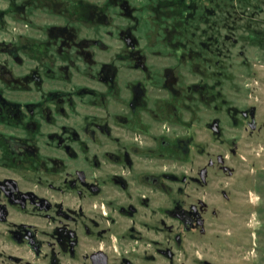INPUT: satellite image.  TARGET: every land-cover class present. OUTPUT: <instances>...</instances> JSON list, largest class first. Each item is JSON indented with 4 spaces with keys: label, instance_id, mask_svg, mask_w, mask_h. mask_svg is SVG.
Segmentation results:
<instances>
[{
    "label": "flooded vegetation",
    "instance_id": "obj_1",
    "mask_svg": "<svg viewBox=\"0 0 264 264\" xmlns=\"http://www.w3.org/2000/svg\"><path fill=\"white\" fill-rule=\"evenodd\" d=\"M8 1L0 15L36 8ZM237 1L63 0V21L37 24L36 40H0L9 55L38 59L23 72L0 62V264H221L205 240L221 200L234 205L219 182L235 174L239 141L223 137L218 107L204 125L187 117L204 86L182 76H203L202 58L218 66L223 46L248 45L236 38L248 13ZM84 3L102 15L97 37L76 26L88 22L78 19ZM261 20L250 44L264 46ZM231 107L244 131L259 129L255 105Z\"/></svg>",
    "mask_w": 264,
    "mask_h": 264
},
{
    "label": "rangeland",
    "instance_id": "obj_2",
    "mask_svg": "<svg viewBox=\"0 0 264 264\" xmlns=\"http://www.w3.org/2000/svg\"><path fill=\"white\" fill-rule=\"evenodd\" d=\"M237 3L240 9L244 8L248 13L245 17H240L242 20L238 23L236 38L243 39L248 45L223 46L220 54L222 61L218 66L212 60L199 59L203 76L188 71L189 75H183L182 81L187 85L195 81L193 79L196 77L204 86L201 93L189 97L187 117L192 118L193 114H196L200 119L202 115L204 125L208 118L216 113L215 107H218L224 128L223 137L229 142L233 139L238 140L240 146L237 156L230 155L228 159V163L235 168V174L233 177L221 175L219 182L220 186L232 189L234 205L231 206L221 200L222 215L218 222L213 221L205 240V247L210 248L208 255L221 264H264V46L260 44L261 42L253 44L247 42V34L254 35L262 29L264 0H238ZM8 4V0H0V10H6ZM64 6L63 0H35L36 8L29 16L18 13L0 15V40H7L5 43L7 44L11 39L18 46L21 38L32 37L36 40L41 33V29H37V24L42 25L47 21L62 22ZM76 6L78 19L88 21L76 23L80 34L97 37L96 34L101 32H96L92 23L100 22L102 15L89 16L88 5L85 3ZM138 15L142 16V12H138ZM115 20H118V16ZM228 32L227 30L226 33ZM142 35L143 32L137 36L142 38ZM3 46L5 45L0 46V62H6L5 64L13 71H29L38 64V59H34L35 51L30 53L18 51V57L15 58L9 55ZM33 46L35 49V45ZM164 54L170 55L171 52L165 49ZM205 54L210 55L208 52ZM169 60L177 71H186L181 63L173 58ZM224 60L230 62L231 66L233 64L232 67L235 68L236 73L231 77L223 75V72L231 69H227L228 65ZM218 90L220 94L216 93ZM251 104L258 108L259 119V129L253 134L244 131L245 124L238 114L236 115L240 121L233 120V109L230 112L227 110L231 106L246 107ZM204 136L206 153L207 151L212 153L217 145L212 139H207L205 128ZM218 147L221 152L226 150V144L221 143ZM208 157L209 155L204 154V163ZM212 190L208 189L211 192Z\"/></svg>",
    "mask_w": 264,
    "mask_h": 264
}]
</instances>
